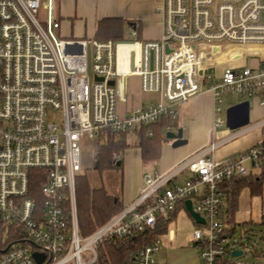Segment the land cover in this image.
Masks as SVG:
<instances>
[{"label":"built area","instance_id":"built-area-1","mask_svg":"<svg viewBox=\"0 0 264 264\" xmlns=\"http://www.w3.org/2000/svg\"><path fill=\"white\" fill-rule=\"evenodd\" d=\"M55 9V0H0V264H96L105 239L154 228L186 199L205 219L193 230L201 264L232 258L240 240L227 232L222 183L262 169L264 140L228 160L208 156L211 143L167 171L145 172L138 197L86 235L76 180L85 137L98 144L130 137L176 117L179 105L204 92L216 111L224 94L263 105L264 56L247 48L264 47V0H162V34L148 40L136 24L129 40L64 38ZM229 46L239 49L222 57ZM242 53H254L256 64L227 65ZM130 74L158 98L122 115L118 82ZM224 123L218 117L215 126ZM161 245L156 237L138 248L133 264H157ZM35 252L44 255L41 262Z\"/></svg>","mask_w":264,"mask_h":264},{"label":"crops","instance_id":"crops-1","mask_svg":"<svg viewBox=\"0 0 264 264\" xmlns=\"http://www.w3.org/2000/svg\"><path fill=\"white\" fill-rule=\"evenodd\" d=\"M161 2L162 0H55V7L61 22L60 34L64 38L96 39L97 22L103 18L113 17L125 19L129 27L136 24L139 36L142 39H158L163 30L161 15L158 12ZM238 49L237 46H229L220 55L223 57ZM247 49H253L257 54L242 53L236 59L237 61H247V58L251 57L256 62L258 57L253 56V54L259 57L264 56V47H248ZM236 60L227 61V65ZM121 82H118V86L121 87L118 109L122 115H125L130 109L146 107L158 98V93L144 92L141 89L140 77L136 74L124 77ZM243 100L246 99L242 98L241 101ZM239 102L231 103L228 107ZM221 106V111L215 110V100L210 92L195 95L186 103L179 105L177 116H170L171 123L164 127L163 134L166 141L162 144L160 157L154 161H143L138 144H136L138 151L131 152L124 158L123 154L131 146V138L127 137L129 147L121 154L123 174L125 175V162L132 163L134 161L135 164H138L139 171L136 173V180L133 183H127L123 189L121 200L124 207L130 205L139 195L143 183V174L146 172L143 171L144 164L157 163L158 169L154 172L167 171L192 154L208 147L211 143H215L216 147L208 153V156L215 157L218 160H228L264 140V104L256 103L254 107H251L250 104L249 124L235 130L226 125V116L223 118L217 115L218 112L224 111L223 102ZM218 117L225 120L222 126H215ZM225 125L232 132L222 129ZM168 126L171 129L170 131L174 132L182 128L183 137L187 139V143L173 147V140L166 136L170 132L167 131ZM218 128L222 130L217 131ZM245 134L251 135L242 142H240L241 139L237 140ZM134 135L138 137L137 133ZM261 173L262 169L252 170L250 176L259 179ZM263 205L264 186L260 195H252L247 187L243 188L238 197L237 209L233 214V223L236 229L238 224L262 222L261 211ZM184 207L172 216H167L170 217L167 229L159 234L162 245L155 255L157 264H201L199 249L195 246L193 240V230L198 222L191 216L186 206ZM223 213L228 221V229L234 227L229 222L227 201L224 203ZM251 254L249 260L231 259L235 260L237 264H264L263 248L254 247Z\"/></svg>","mask_w":264,"mask_h":264},{"label":"trees","instance_id":"trees-1","mask_svg":"<svg viewBox=\"0 0 264 264\" xmlns=\"http://www.w3.org/2000/svg\"><path fill=\"white\" fill-rule=\"evenodd\" d=\"M126 20L107 17L97 22L96 39H123ZM170 116H164L160 121L143 125L137 131L138 146L145 162L157 160L161 154L162 144L166 141L163 134L164 127L171 123ZM129 147L126 134L111 135L105 141L99 142L95 158V169L99 172L122 166L117 165L116 154H122ZM121 161V159L119 160ZM41 183H35L34 189L39 191ZM264 186V163L259 179L255 176H234L222 183L226 193L227 213L229 222L234 227L228 229V234L234 236L235 225L233 214L238 206L241 190L247 187L252 195L262 194ZM76 197L79 224L82 234H90L106 223L123 208L121 197L109 193L105 188L93 187L86 174L80 173L76 180ZM185 201H180L175 214L180 208H185ZM172 214H170L172 216ZM170 218V217H169ZM168 217H160L154 228H148L124 238L105 239L99 246V258L96 264H133V257L138 248L150 244L159 234L167 229ZM1 231V229H0ZM10 239V238H9ZM240 245V244H239ZM242 246L244 244L242 243ZM215 264H237L231 258H219Z\"/></svg>","mask_w":264,"mask_h":264},{"label":"rangeland","instance_id":"rangeland-1","mask_svg":"<svg viewBox=\"0 0 264 264\" xmlns=\"http://www.w3.org/2000/svg\"><path fill=\"white\" fill-rule=\"evenodd\" d=\"M55 15L58 18V13L56 9H55ZM158 38H160V36ZM123 39L124 40L132 39L129 36V26L127 24L124 27ZM145 40H148V39H145ZM256 62L253 61L251 57H248L247 61L246 60L232 61L230 62L229 66L234 67V68H241L246 65L251 66L253 64H256ZM129 82L131 83V78L129 79ZM204 88H207V86L204 85ZM242 98L243 97L241 95L224 94L223 95L224 111L218 112L217 115L225 118L226 109L228 108V106L231 103H236V102L241 101ZM249 100H250L251 107H254L256 103H259L258 99L256 98L254 99L249 98ZM222 129L232 132L226 127V125ZM222 129L218 128L217 131H220ZM250 135L251 134L249 135L245 134L243 136H240L237 140L241 139L240 142H242L246 140ZM130 138H131L130 139L131 146L126 150L127 152L125 151V153L123 154L124 158L127 155H129L131 152L133 153L134 151H138V147L136 146V144L139 141L138 137L132 134L130 135ZM81 147H82V173L87 175L90 184L93 187L105 188L109 193L122 197L123 189L126 186V184L133 183L134 180H136V173H138L139 171L138 164H135L134 161H132V163L125 162V175L123 174L122 167L112 168L110 170H104L103 172H99L97 169H95V158H96V153H97L99 144L96 141L90 140L88 137H85L82 140ZM247 149L243 151H246ZM156 165L157 163L144 164L143 171L154 172L155 170L158 169ZM235 237L241 241L249 243L250 246H254L255 248L261 247L264 249V222L262 221L258 223L253 222V223H247V224H238ZM238 247H240L239 244L234 245V248H238ZM251 256L252 254L249 250L247 254L239 257L238 260H249Z\"/></svg>","mask_w":264,"mask_h":264},{"label":"water","instance_id":"water-1","mask_svg":"<svg viewBox=\"0 0 264 264\" xmlns=\"http://www.w3.org/2000/svg\"><path fill=\"white\" fill-rule=\"evenodd\" d=\"M202 71H200L201 73ZM99 80H102V78H98ZM110 84L114 85L115 82L113 80L110 81ZM250 122V100L246 99L243 100L237 104H234L227 108L226 110V125L232 129H238L241 127H244L248 125ZM167 138L173 140V147L181 146L185 143H187V139L183 137V129L179 128L176 132L170 131L166 134ZM121 161L117 162V165H120ZM185 206L191 216L199 223H204L205 219L200 215L199 212L194 210L192 199H186L185 200ZM242 243L244 246H242ZM240 247L233 248L231 251V257L236 259L241 256H244L248 253V251L253 250L254 246H250L249 243H246L244 241H239ZM34 257L41 262L44 258V255L39 254L37 252L34 253Z\"/></svg>","mask_w":264,"mask_h":264},{"label":"bare ground","instance_id":"bare-ground-1","mask_svg":"<svg viewBox=\"0 0 264 264\" xmlns=\"http://www.w3.org/2000/svg\"><path fill=\"white\" fill-rule=\"evenodd\" d=\"M123 53V52H122Z\"/></svg>","mask_w":264,"mask_h":264}]
</instances>
